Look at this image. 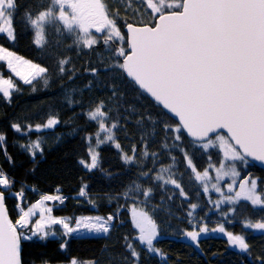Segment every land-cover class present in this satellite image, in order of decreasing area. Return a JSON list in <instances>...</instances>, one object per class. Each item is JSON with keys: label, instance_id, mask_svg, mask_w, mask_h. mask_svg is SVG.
<instances>
[{"label": "snow or ice", "instance_id": "6c2138e0", "mask_svg": "<svg viewBox=\"0 0 264 264\" xmlns=\"http://www.w3.org/2000/svg\"><path fill=\"white\" fill-rule=\"evenodd\" d=\"M20 8L18 0H0V36L6 34V39L14 44L19 23L26 34L34 36L32 42L37 49L46 45L48 28H53L57 37L72 38L66 48H76L78 54L102 42L108 61H101L86 71L94 78L99 77L101 71L111 73L113 79L126 78L160 108L157 118L148 114L151 135L143 133L140 145L132 143L129 151L124 150L113 131L121 127L119 114L108 123L111 108L105 100H99L85 113L89 121L95 122L97 131L86 137L89 141L87 157L80 158L78 164L88 172L98 168L103 171L98 149L109 146L116 149L124 165L136 164L138 168L137 180L122 193L133 201L131 223L138 233L131 239L128 235L124 237L130 253L125 257L126 264H139L138 245L145 246L146 253L160 255V250L154 247L159 236L154 214L159 208L151 203L157 191L164 193L169 201L179 197L182 203L188 202L186 217L191 230H183V236L197 246L201 235L207 234L209 229L196 221V212L204 205L199 200L191 202L189 189L197 197L201 193L208 196V203L221 217L211 231L223 234L230 245L247 251L249 245L244 236L227 230L225 225L236 222L239 215L248 211V205L253 210L264 209V180L251 174L242 176L240 170L251 161L264 165V0H138L135 8L133 0H127L131 15L126 10L123 18L126 31L122 30L117 17L109 14L104 0H49L47 7L41 6L35 12L26 9L17 19ZM145 14L150 19L144 20ZM0 61H6L10 72L24 85L32 86L33 91L37 90L34 82L38 78H43L45 87L49 84L45 78L50 71L47 66L27 60L3 46H0ZM70 63L68 57L57 61L60 77L74 74V68L66 67ZM72 78L70 75L69 79ZM92 84L89 81L86 87L90 89ZM13 90L19 91L18 85L0 74V93L5 100H10ZM118 92L113 85V96ZM68 102L73 103L71 99ZM172 117L177 120L175 124L170 122ZM59 123L58 118L50 116L45 123L27 128L29 132H40L53 129ZM136 124L143 128L142 120ZM11 128L21 132L18 123L11 124ZM160 133H163L161 140L156 141ZM92 136H95L94 145ZM5 140V135L0 133V151L11 164ZM151 143L159 147L150 151ZM21 148L28 151L35 163L36 150L41 148L39 139ZM205 156L207 166L201 170L196 161ZM149 158L151 168L146 163ZM165 160L170 162L164 164ZM185 176L189 189L184 186ZM14 183L0 167V264H24L23 243L34 238L41 242L49 237L63 238L59 250L64 252L68 238L74 234L108 235L124 206L118 205L106 217L62 218L54 216L53 208L44 204L48 201L63 204L66 198L42 195L27 211L18 203L19 214L13 223L5 204V190ZM85 188H80L79 197H86ZM211 193H216L218 198L213 201ZM10 196L22 201L23 188ZM112 199L109 198V203ZM89 203L93 202L89 199ZM225 204L229 206L227 210L221 207ZM38 208L39 219L31 223L29 218ZM241 223L244 228L264 230V217L255 223L245 218ZM132 240L138 241V245ZM258 260L259 264H264V256ZM44 264L49 262L45 260ZM68 264L94 262L72 257Z\"/></svg>", "mask_w": 264, "mask_h": 264}, {"label": "trees", "instance_id": "16d2710c", "mask_svg": "<svg viewBox=\"0 0 264 264\" xmlns=\"http://www.w3.org/2000/svg\"><path fill=\"white\" fill-rule=\"evenodd\" d=\"M104 3L109 14L117 17L123 29L126 10L131 15V10L127 9V0H104ZM18 4L21 8L17 19L26 9L31 8L35 12L41 6L47 7L49 0H18ZM137 5L138 0H133V8ZM143 19L148 20L150 17L145 14ZM16 29V42L10 43L5 34L0 36V46L32 62L47 66L50 71L45 77L49 81L48 86L45 87L43 78H38L34 82L37 90L33 91L32 86L24 85L0 65L4 77L13 79L19 87V91L13 90L10 100H5L0 93V133L5 135L6 140L3 143L7 154L12 157L10 164L3 151H0V167L15 181L10 189L5 190V204L10 219L14 223L18 218V203L23 207L42 195H60L66 198L63 204L54 201L55 216L108 215L118 205H124L120 208L121 215L115 222L116 226L108 235L72 236L68 238V247L64 252L59 250L63 238L49 237L46 242L39 239L24 242V264H44L45 260L49 264H62L68 263L72 257L81 261H93L94 264H126L125 257H129L130 253L124 237L128 235L131 239L137 232L129 215L133 201L122 193L132 181L137 180L138 168L136 164L124 165L116 149L109 146L98 149L103 171L98 168L88 172L78 164L80 158L87 157L89 141L86 137L97 131V125L89 121L85 113L94 108L99 100H105L111 108L108 123L111 124L119 114L121 127L113 131L124 150L129 151L132 143L140 145L143 133L151 135V124L147 117L151 114L153 119L157 118L160 108L134 88L126 78L113 79L111 73L105 74L103 71L99 77L94 78L86 71L101 61H108L102 42L91 50L82 49L78 54L76 48H66L72 43V38L67 35L57 37L55 30L48 28L46 45L43 49H37L32 42L34 36L31 33L26 34L19 23ZM57 40L60 41L59 44ZM65 57L71 61L66 67L74 68L75 72L60 77L56 63ZM70 75L73 76L72 79H69ZM89 81L93 82L90 89L86 87ZM113 85L119 90L116 96L112 94ZM69 99L73 101L72 105H69ZM50 116L60 121L53 129L28 131V125L43 124ZM138 120H142L143 128L136 124ZM170 122L176 123L173 119ZM13 123L20 124V133L11 128ZM162 135L163 133L157 135L156 141H160ZM38 139L41 148L36 150L34 163L28 151L22 149L21 145L28 146ZM91 143L95 144V136H92ZM158 147L157 143H151L149 150L155 151ZM213 157L216 159L215 150ZM206 161V156L196 161L201 170L207 166ZM169 162L165 160L164 164ZM146 163L149 168L153 166L151 158ZM240 170L242 176L251 174L264 180V171L254 164L250 163L246 168L241 166ZM212 175L214 176V172ZM83 186H86L87 195L79 197L78 192ZM144 186H148L147 182H144ZM184 186L189 189L187 176L184 177ZM22 188V201L10 196V193H17ZM210 195L213 201L218 198L216 193ZM110 197L113 198L111 203ZM189 197L191 202L199 200L204 205L197 210L195 218L197 222L207 225L208 233L201 235L198 246L184 237L183 230L188 229V202L182 203V198L179 197L175 201H169L164 193L157 191L151 203L159 208L154 214L159 227V236L154 241V247L160 250V255L146 253L145 246L132 240L141 251L139 264H259L258 258L264 256V230L244 228L241 221L245 218L252 223L261 220L264 209L253 210L248 205V211L239 215L236 222L225 225L227 230L244 236L249 249L241 251L237 246L230 245L223 234L211 231L217 227L221 217L213 205L208 203L209 197L203 193L197 197L190 189ZM89 199L93 203H89ZM221 207L227 210L229 206L225 204Z\"/></svg>", "mask_w": 264, "mask_h": 264}, {"label": "rangeland", "instance_id": "374dc122", "mask_svg": "<svg viewBox=\"0 0 264 264\" xmlns=\"http://www.w3.org/2000/svg\"><path fill=\"white\" fill-rule=\"evenodd\" d=\"M123 30V29H122ZM16 54V53H15ZM28 60V59H27ZM0 65H2V67L5 69V71H7L8 73H10L11 76H13L14 78L18 79L17 77H15L11 72L10 70L7 68L6 66V61H0ZM0 74H2L3 78H6L4 77V74L2 73V71L0 70ZM19 80V79H18ZM20 81V80H19ZM22 82V81H20ZM2 94V93H1ZM215 175V173H214ZM230 182V181H229ZM41 198V196L37 199H35L33 202H31L30 204L26 205V206H23V210L24 211H27L29 207H31L32 204L36 203L37 201H39ZM45 207H54V201H48V202H45L44 204ZM53 214V213H52ZM54 215V214H53ZM129 215L131 217V213L129 211ZM55 216V215H54ZM82 216H95V215H82ZM100 216H104L106 217L107 215H100ZM56 217H67V216H56ZM79 217V216H77ZM30 219V222L31 223H34L36 219H39V208L36 209L35 211V215H33L32 217L29 218ZM72 224L74 226V220L72 221ZM57 229H59V226H56ZM138 234V233H137ZM58 235H59V232H58ZM99 235H104L103 233H100V234H93V233H87V232H82V233H78V234H74L73 236H99ZM34 239H38V238H34ZM62 264H68V263H62Z\"/></svg>", "mask_w": 264, "mask_h": 264}, {"label": "water", "instance_id": "95a60500", "mask_svg": "<svg viewBox=\"0 0 264 264\" xmlns=\"http://www.w3.org/2000/svg\"><path fill=\"white\" fill-rule=\"evenodd\" d=\"M123 31H126V29H123ZM151 101H153L154 103H156L151 97H149L147 94H145ZM162 107V106H161ZM166 111V110H165ZM169 116H171V114H168ZM172 119L177 122L176 118L172 117ZM250 159V158H249ZM251 164H254L255 166H257L258 168L262 169L264 171V165H262L260 162L258 161H251ZM10 218V217H9Z\"/></svg>", "mask_w": 264, "mask_h": 264}]
</instances>
